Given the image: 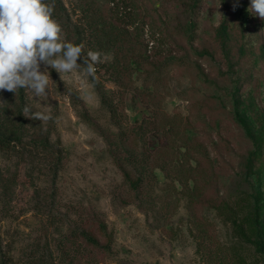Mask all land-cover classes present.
<instances>
[{
  "label": "rangeland",
  "instance_id": "obj_1",
  "mask_svg": "<svg viewBox=\"0 0 264 264\" xmlns=\"http://www.w3.org/2000/svg\"><path fill=\"white\" fill-rule=\"evenodd\" d=\"M62 2L76 32L62 39L104 62L96 80L49 68L48 96L24 89L52 150L32 129L0 149V264H264V20L250 0ZM113 151L138 153L142 188ZM93 218L108 251L86 245Z\"/></svg>",
  "mask_w": 264,
  "mask_h": 264
},
{
  "label": "clouds",
  "instance_id": "obj_2",
  "mask_svg": "<svg viewBox=\"0 0 264 264\" xmlns=\"http://www.w3.org/2000/svg\"><path fill=\"white\" fill-rule=\"evenodd\" d=\"M238 2L233 4V10ZM54 3L46 0H0V91L17 93L30 89L35 97L48 96L54 83L48 71L54 69L61 81L65 74L77 70L96 80L98 63L104 54L88 51L83 43L62 39V27L53 18ZM250 13L264 20V0H250ZM83 59V65L78 59ZM41 65L44 70L41 71ZM23 115L29 119L47 121L51 117L41 112L31 113L25 106Z\"/></svg>",
  "mask_w": 264,
  "mask_h": 264
},
{
  "label": "trees",
  "instance_id": "obj_3",
  "mask_svg": "<svg viewBox=\"0 0 264 264\" xmlns=\"http://www.w3.org/2000/svg\"><path fill=\"white\" fill-rule=\"evenodd\" d=\"M199 1L200 0H188L192 9H194L199 4ZM46 2L54 3L55 7L53 12V18L59 22V24L64 28L65 32L68 35H76L75 31L72 32L69 22L70 18L62 0H46ZM227 24L228 19H225L222 23V29L220 31L222 45H225L226 43ZM74 44L79 43L78 41H75ZM3 100L4 103L0 105V149L9 148L13 145V143L23 142L26 134L30 132V129H32L33 136L36 139L34 145L36 147L41 148L43 151L50 152L52 149L50 148L51 144L49 139V132L43 130V127L41 126L39 121H36L35 119L26 118L23 115V109L25 108V106L28 107L25 90L20 89L17 91L16 94L5 91ZM103 103L105 105L107 104L104 98ZM82 117L86 121H90V117L87 111L83 112ZM53 154V156L56 157L53 172L55 175H57L59 165L61 163L62 154V149L60 148V146L57 147L56 150H53ZM137 154L138 153L136 151H132L131 153H127L124 159L114 154V159L117 163V166L123 172L126 180L130 182V184L135 190H139L140 188H142L144 183V177L142 172H140L139 176L136 179L132 178V169L137 171L138 165H144L141 164V159L137 157ZM144 167L146 168L145 165ZM161 169L164 170L163 168ZM94 224L97 227L99 226V230L106 234L105 224L99 223V220L93 218L91 224L87 228H85L82 233V236L86 241L87 247L89 248L92 246L94 248L100 249L101 251H108L110 245L102 244L101 241L93 235V229L91 228V225L94 226ZM255 224L258 228V231H260L258 209L255 216ZM257 241L260 246H263L262 240L260 238H258Z\"/></svg>",
  "mask_w": 264,
  "mask_h": 264
}]
</instances>
